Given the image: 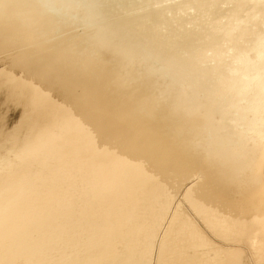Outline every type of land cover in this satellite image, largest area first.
Returning a JSON list of instances; mask_svg holds the SVG:
<instances>
[{
  "label": "bare ground",
  "instance_id": "obj_1",
  "mask_svg": "<svg viewBox=\"0 0 264 264\" xmlns=\"http://www.w3.org/2000/svg\"><path fill=\"white\" fill-rule=\"evenodd\" d=\"M0 264H264V0H0Z\"/></svg>",
  "mask_w": 264,
  "mask_h": 264
}]
</instances>
